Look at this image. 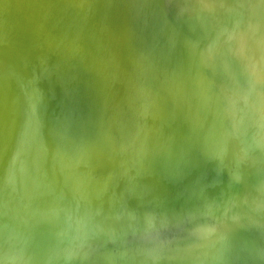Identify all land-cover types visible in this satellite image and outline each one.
<instances>
[{
	"label": "water",
	"instance_id": "1",
	"mask_svg": "<svg viewBox=\"0 0 264 264\" xmlns=\"http://www.w3.org/2000/svg\"><path fill=\"white\" fill-rule=\"evenodd\" d=\"M0 264H264V0H0Z\"/></svg>",
	"mask_w": 264,
	"mask_h": 264
}]
</instances>
